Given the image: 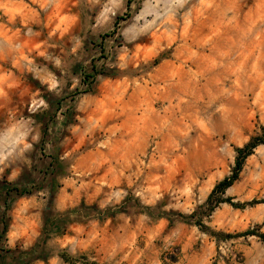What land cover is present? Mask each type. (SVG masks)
Listing matches in <instances>:
<instances>
[{
	"label": "rangeland",
	"instance_id": "rangeland-1",
	"mask_svg": "<svg viewBox=\"0 0 264 264\" xmlns=\"http://www.w3.org/2000/svg\"><path fill=\"white\" fill-rule=\"evenodd\" d=\"M187 261L264 264V0H0V264Z\"/></svg>",
	"mask_w": 264,
	"mask_h": 264
},
{
	"label": "trees",
	"instance_id": "trees-1",
	"mask_svg": "<svg viewBox=\"0 0 264 264\" xmlns=\"http://www.w3.org/2000/svg\"><path fill=\"white\" fill-rule=\"evenodd\" d=\"M259 142H260L259 139H255V140H252V141L246 143L245 145H243L241 147L236 148V154L237 155H236L235 165L233 167L232 174L229 176H225L222 180L217 182L205 200V204H210L209 212L212 211L213 208L217 204L222 203V202L230 203L233 207H236V208L244 207L247 204L252 206V205L258 203V201H256V200H253V201L248 202V203H243V204L234 203V202H232V198L230 196H224V192L237 179L238 173L241 170L244 158L246 156H248L249 154H251L253 148L257 144H259ZM215 196H217V197L215 199L214 205H211V204H213L212 202H213ZM179 216H181L182 218H192V217L194 218V216H196V210L191 212L190 214L179 213ZM193 222H195V224L199 227L200 230H202L204 232H208V227L202 222L201 219H195ZM249 232L250 231H248V233ZM214 234H216V232H214Z\"/></svg>",
	"mask_w": 264,
	"mask_h": 264
},
{
	"label": "crops",
	"instance_id": "crops-1",
	"mask_svg": "<svg viewBox=\"0 0 264 264\" xmlns=\"http://www.w3.org/2000/svg\"><path fill=\"white\" fill-rule=\"evenodd\" d=\"M182 263H183V264H189V262H188V261H187V262H185V263H184V262H180L179 264H182ZM216 264H221V263H220V262H217Z\"/></svg>",
	"mask_w": 264,
	"mask_h": 264
}]
</instances>
